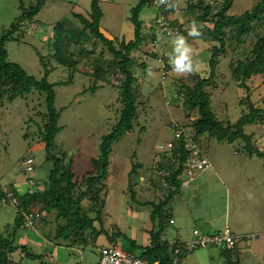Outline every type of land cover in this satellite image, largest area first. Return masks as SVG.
<instances>
[{
    "label": "rangeland",
    "instance_id": "rangeland-1",
    "mask_svg": "<svg viewBox=\"0 0 264 264\" xmlns=\"http://www.w3.org/2000/svg\"><path fill=\"white\" fill-rule=\"evenodd\" d=\"M34 1L0 0V34L21 14V6L29 7ZM138 1H101L104 10L101 25L113 39L116 38V45L117 40L123 38L131 40L135 36V26L129 17L132 7ZM255 3L256 0H234L228 12L231 15H239L251 9ZM183 6L181 3V9ZM90 9L91 0H48L37 15L36 22L25 26L23 42L8 43L10 60L21 64L28 74L42 79L45 68L37 51L45 56L54 54L50 47L53 26L65 17L71 16L73 12L86 14ZM160 11L164 12L163 9ZM173 13L185 21L183 29L190 35L191 28H195L196 25L187 22V16L179 8ZM157 14V10L150 6L144 8L141 13L146 21H155ZM179 41L176 36L169 37L159 33L156 43L148 38L141 46V50L136 51L137 58L140 57L148 65V69L140 74L143 82V107H139V115L133 130L126 132L113 144L110 173L103 180L99 195L93 197V202L92 200L85 202L87 206L95 204L97 209L102 201H105L102 210L104 227L110 234L118 231L124 233L126 236L117 235L114 243L126 249L130 247V239L142 245L149 244L148 229L153 227L151 206H141L131 197L128 188L130 160L133 158L134 162L143 165L140 175L149 176L154 171L151 165L156 153L160 150L170 153L171 145L179 142L176 136L183 131V126L189 121L185 116L181 99L176 97L177 90L172 83L179 77L188 80V69L177 71V67H174L166 71V74L163 73L161 69L163 62L160 58L164 59L165 56L162 52L165 54L166 50L169 51L170 60L175 63L176 58L184 48H187L186 64L190 62L201 72L209 73L210 70L209 65L205 63L208 60L210 43L192 37L189 42L184 41L183 48H179ZM89 47L95 48L93 45ZM96 49L101 51V47ZM152 52L158 53L157 57L151 56ZM106 56L110 57L108 53ZM230 60V54L223 55L220 59L217 87L211 91V105L220 119L235 123L243 114V110L248 109L241 102L247 96H250L258 106L264 107V78L259 74L248 82L246 88L240 87L232 76ZM51 66H55V69L48 76V81L55 84V105L62 111L59 125L63 127L56 137V149L58 153L67 154V158L73 160L72 167L76 174L74 179L83 183L84 177L95 167L92 164L93 158L101 154L104 136L110 134L117 125L119 117L117 112L121 106L118 87L122 85L123 80L121 77L116 78L115 75L111 84L107 80H96L92 74L93 69L85 67L84 64L80 65L75 73L54 59ZM135 72L139 70L135 69ZM107 77L111 79L109 74ZM42 98L38 92H34L27 99L19 96L13 102L0 104V181L14 186L20 194L27 189L23 181L27 177L24 166L30 157L34 156L36 159L34 178L44 184L48 182L50 164L42 162L45 145L40 139L37 125V121H42V117L36 114L38 109L44 110V106H41L44 99ZM256 127L247 125L245 132H253ZM257 131L259 137L261 130ZM201 141L200 150L207 156L211 166L199 173L188 187L182 186L170 203L167 209L175 223H167L165 237L171 241L178 239L181 242H188L194 238L196 227L204 234H214L222 233L228 224L242 247L240 262L233 264H264L263 159L249 156L242 148V140L226 142L208 139L205 135ZM137 179V176H134L132 180L134 182ZM136 186L138 190L141 189L140 183ZM148 197L145 191H140L137 196L141 201ZM95 211L89 214L98 215ZM16 216L17 208L11 201L0 205L2 231L8 226H13ZM44 217L46 227L43 228L42 223L41 226L21 228L18 233L14 244L17 247L14 258L23 264L42 262L98 264L99 247L112 243L106 235H101L95 240L91 238L87 244L80 247L50 242L45 234L50 232L54 236L57 223H63L64 219L57 221L55 211L45 212ZM21 244H26L27 251L19 253L21 249H18V245ZM185 249L182 264L236 262L234 258L230 260L228 257L220 256L217 246L208 249L189 250L187 247ZM51 251L54 253L56 263L45 259L48 258L47 252Z\"/></svg>",
    "mask_w": 264,
    "mask_h": 264
},
{
    "label": "trees",
    "instance_id": "trees-1",
    "mask_svg": "<svg viewBox=\"0 0 264 264\" xmlns=\"http://www.w3.org/2000/svg\"><path fill=\"white\" fill-rule=\"evenodd\" d=\"M47 1L35 0L29 7L21 6V14L0 34V104L13 102L19 96L27 99L34 92H38L39 97L44 98L41 103L44 110L38 109L36 114L42 117V121H37L40 139L45 145L42 162L50 164L48 182L44 184L36 179L37 186L31 187L26 182L31 177L34 178L36 159L33 156L35 168L31 174L25 170L27 166L25 163L24 172L27 177L23 181L27 189L23 194H20L14 186L0 181V205L11 201L17 208L13 226H8L4 231L0 226V264H23L14 258L17 251L14 244L20 229L27 228L24 215L36 207L40 209V215L34 220V225L41 226L43 223V228L46 227L45 212L55 211L57 221L64 219L63 223H57L54 236L50 232L45 234L46 239L56 244L80 247L87 244L91 238L95 240L101 235H106L112 241V245L115 244L117 235H124L121 231L115 233L116 235L110 234L104 227L102 210L105 201H102L97 209L95 204L87 206L85 202L89 200L93 202V197L99 195L103 180L110 173L113 144L126 132L133 130L139 115V107H143V82L140 74L148 69V65L140 57L137 58L135 53L141 50V46L148 38L156 43L159 33L167 35L161 31L160 23L157 21L161 15L166 17L170 28H180L177 33L173 32L167 36H176L179 40L187 42L193 37L211 44L208 60L205 61L210 70L209 73L201 72L191 65L188 69L187 81L180 77L172 81L177 90L176 97L181 99L185 116L189 121L183 126V131L176 136L179 142L171 145L170 153L163 150L156 153L151 165L154 171L149 176L140 175L143 165L134 162L133 158L130 160L128 188L131 197L141 206H151L150 216L153 227L148 229L149 244L142 245L130 239V247L127 250L145 258L150 264H182L186 250L185 242L178 239L171 241L165 237L167 223L173 224L171 222L173 218L167 208L183 186V181L187 177V164L193 158L204 155L200 150L202 137L207 135L208 139L226 142L242 140L243 150L249 156L262 158L264 162V140H262L264 107L258 106L250 96H247L241 101L248 107L247 111L243 110L241 117L233 123L230 120L220 119L211 105V91L217 87L218 65L223 55H231L232 76L240 87L246 88L248 82L259 74L264 78V0H256L251 9L239 15H231L228 12L234 0H166L164 4H157L154 0H139L132 7L129 17L135 26V36L131 40L125 38L117 40V45L116 38L113 39L101 25L104 17L102 0H91V9L88 13L73 12L71 16L65 17L53 26L50 33V47L54 50V54L45 56L37 51L45 68L44 77L37 79L28 74L21 64L10 60L7 45L11 41L23 42L26 34L25 26L36 22L37 15ZM181 3L184 5L182 9ZM147 6L157 10L155 21H146L142 17L141 13ZM178 8L187 16V22L196 25V29L191 28L190 35H187L186 30L183 29L185 21L177 18L173 13ZM161 9L164 12H161ZM97 47H101L100 52L97 51ZM106 53L110 57H107ZM157 54L150 53L151 56L156 57ZM162 55L167 62L166 71L177 67L171 62L169 51L166 50L165 54L162 52ZM53 59L73 73L84 64L85 67L93 69L92 74L96 80H107L111 84L114 75L123 80L122 85L118 87L121 106L117 112L119 115L117 125L110 134L104 136L101 154L93 158L92 164L95 167L93 171L87 173L83 183L74 179L76 174L72 167L73 160L67 158V154L58 153L55 145L56 137L63 127L59 125L62 111H59L55 105V84L48 81V76L55 69V66L50 67ZM135 69L139 72H135ZM247 125H256V130L246 133ZM258 129L261 130L259 137H257ZM193 143L197 144V154L191 147ZM202 171L204 170L194 172L193 181ZM134 176L138 179L133 182ZM137 183L141 185L139 190ZM140 191H145L149 197L141 201L137 198ZM13 198H16L17 203H13ZM93 211L95 214L98 212V215L89 214ZM26 248V244L18 245V249H21L19 253L27 251ZM217 248L220 256L228 257L230 260L235 259L236 262L230 261L229 264L240 262L242 247L238 241L232 248L224 245Z\"/></svg>",
    "mask_w": 264,
    "mask_h": 264
},
{
    "label": "built area",
    "instance_id": "built-area-1",
    "mask_svg": "<svg viewBox=\"0 0 264 264\" xmlns=\"http://www.w3.org/2000/svg\"><path fill=\"white\" fill-rule=\"evenodd\" d=\"M157 4H164L166 3V0H154ZM160 23L161 31L166 33L167 35H171L173 32L177 33L180 28H170L166 17L164 15H161L158 20ZM160 61L162 63V71L166 74L165 66L166 61L165 59L160 58ZM192 148L195 149V154L198 153L197 150V144L193 143L191 145ZM34 159L33 157H30L25 163H27V166L25 170L28 173H33L34 171V165H33ZM211 166V163L209 159L202 155L201 157H195L193 158L188 164H187V177L183 181V186L188 187L191 182L194 180V172L196 170H205ZM28 185L31 187L37 186V181L34 178H30L27 180ZM13 203H17L16 198H13ZM40 215V209L39 208H33L30 213H26L24 215L25 219V225L27 227L34 225V220L37 219ZM237 242L236 236L230 231V228L228 224L225 226V229L222 233H214V234H203L200 229L194 230V238L186 243V247L190 250L193 249H200L205 248L208 249L211 246H226L227 248H232L235 243ZM99 253H100V259L98 261V264H150L148 260L145 258L133 253L132 251H129L119 244H110V245H102L99 247ZM48 259L52 263H56V258L53 253L48 254ZM57 264V263H56ZM60 264V263H59Z\"/></svg>",
    "mask_w": 264,
    "mask_h": 264
},
{
    "label": "clouds",
    "instance_id": "clouds-1",
    "mask_svg": "<svg viewBox=\"0 0 264 264\" xmlns=\"http://www.w3.org/2000/svg\"><path fill=\"white\" fill-rule=\"evenodd\" d=\"M178 43H179V48H183L184 47V41L183 40H180ZM179 48H178V51H179ZM187 52H188V49L184 48V51L176 58L175 64L177 65V71L183 70L185 68H187V69L191 68V63L190 62L186 64V61L188 60ZM36 208H38V207H36ZM171 222L174 223L175 221L172 219ZM195 229H199V228H195ZM186 243L187 242H185V247H186ZM193 250H197V249H193ZM47 253L49 254V252H47ZM51 253H53V252L51 251ZM45 259H48V258L45 257Z\"/></svg>",
    "mask_w": 264,
    "mask_h": 264
},
{
    "label": "crops",
    "instance_id": "crops-1",
    "mask_svg": "<svg viewBox=\"0 0 264 264\" xmlns=\"http://www.w3.org/2000/svg\"><path fill=\"white\" fill-rule=\"evenodd\" d=\"M173 220H174V219H173ZM174 221H175V220H174ZM174 223H175V222H174ZM174 223H173V224H174ZM196 228H197V227H196Z\"/></svg>",
    "mask_w": 264,
    "mask_h": 264
}]
</instances>
